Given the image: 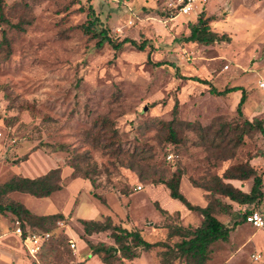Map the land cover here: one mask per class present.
Segmentation results:
<instances>
[{"label": "rangeland", "instance_id": "374dc122", "mask_svg": "<svg viewBox=\"0 0 264 264\" xmlns=\"http://www.w3.org/2000/svg\"><path fill=\"white\" fill-rule=\"evenodd\" d=\"M5 1L8 23L0 27V186L13 176L36 178L56 167L64 185L44 199L22 193L0 196L2 206L22 201L37 217L62 214L68 218L38 229L25 225L32 234L54 231L62 241L56 254L37 256L40 264H69L74 259L102 264L80 244L79 238L84 237L80 220L109 218L114 226L140 231L150 243L166 241L169 226H199L201 217L179 207L182 204L170 199L166 188L156 182L180 170V192L190 204L204 207L209 193L194 187L191 180L209 185L212 177L262 149L259 134L233 149L234 135L223 126L233 128L244 118L264 124V91L258 88L264 79V0H207L186 16L178 14L179 0H91L95 15L112 37L138 44L146 39L154 45L145 51L125 45L116 54L107 45L96 49V41L80 29L87 21L85 0ZM202 11L215 17L212 30L228 35L230 42H182L188 24ZM191 78L208 81L217 91L242 87L247 94L243 116L236 110L240 96L212 95L209 85ZM175 101L177 118L194 124L175 125L176 141H169L159 121L172 120ZM200 126L206 129L208 145L200 138ZM221 135L226 136L224 141ZM42 143L62 144L73 152L51 156L42 149L30 152ZM24 155L28 158L21 161ZM69 161L77 168L75 179ZM83 175L91 178L94 187ZM251 184L249 180L234 185L249 192ZM156 206L171 216L160 214ZM232 206L236 213L264 212V199L250 208ZM1 216L0 246L17 255L19 264H30L34 259L8 233L14 216ZM215 216L231 224L229 215L217 211ZM158 231H165L164 236ZM109 235L107 231L89 239L117 248ZM178 241L166 242L173 246ZM162 251L161 247L140 250L137 259L123 263L160 264ZM5 252L0 249V264H15L5 259ZM257 255L260 259L255 262ZM207 264H264V229L240 224L228 241L212 246Z\"/></svg>", "mask_w": 264, "mask_h": 264}, {"label": "trees", "instance_id": "16d2710c", "mask_svg": "<svg viewBox=\"0 0 264 264\" xmlns=\"http://www.w3.org/2000/svg\"><path fill=\"white\" fill-rule=\"evenodd\" d=\"M80 2L82 0H79ZM87 5V21L84 25L80 26L82 32L90 39L96 41L95 48L102 49L105 45L109 46L114 53L121 51L125 45H130L139 51H145L149 45L150 49L154 47L148 40L142 41L138 44L136 41L125 38L119 40L112 37L110 30L103 26L99 17L95 15V12L90 4L91 0H85ZM7 5L5 0H0V27L1 23H8L4 17L3 8ZM175 15V14H174ZM174 15H171L173 17ZM215 21V17L208 15L206 11H202L199 17L188 24V34L182 37V42L196 45H211L215 42L227 40L226 34L216 33L211 28V23ZM3 38H5L3 36ZM6 45L7 41L5 40ZM149 62V56H148ZM157 67L161 66L160 63L155 64ZM190 80L196 81L202 84L210 86L208 81H202L197 78H191ZM240 92L241 96L237 104V114L242 117V106L247 100L246 91L242 87L226 88L222 91H217L214 87L210 86L209 93L215 96H225L230 93ZM178 101H175L172 109V120L165 122L159 121V125L162 129H166L169 133V141H176L175 125L191 127L194 123L183 122L177 118L178 114ZM223 128L230 129L234 138L231 141L230 146L236 149L245 144V139L253 137L255 134L261 135L264 140V124L258 119L252 121L243 119L240 125H236L230 128L229 124H225ZM200 138L203 144L208 145L211 141H206V129L200 126ZM208 130V129H207ZM225 130V129H224ZM221 141L226 139L225 135L219 137ZM45 150L49 156L57 153H72L69 148L62 144H47L42 143L31 149V153L37 150ZM28 155H24L21 161H26ZM260 159L263 161L262 165H253V160ZM68 166L73 169L71 178H76L77 168L69 161ZM183 173L177 170L173 173L169 179L161 180L156 184L163 185L168 193L170 199L178 201L190 212H196L201 217L200 225L197 227H183L178 223L174 226L167 227L166 241L168 242L172 238H178V242L173 246L169 245L166 241H159L156 243H150L141 236L140 231H128L125 228L114 226L111 220L107 218L105 222L98 221H86L80 220L84 231V237H80V244L87 248L91 256H96L102 264H124L123 261H133L139 257V251L143 250L148 252L153 248L161 247V261L160 264H173L175 261H183L184 264H207L210 260L212 252V246L218 242L228 241L229 235L240 224L246 223V217L253 213L252 209L244 211L243 213H236L233 211V204L238 206H244L246 208L259 206L264 199V143L262 149H258L255 154H251L247 160L242 163L235 164L227 168L221 176L212 177L209 185H201L191 180L194 187L202 188L209 194L207 197L208 202L204 207L195 206L189 203V201L180 192V181ZM88 180L94 187V183L86 175L82 177ZM251 180V188L249 192L236 187L233 182L243 183ZM64 185L61 178L60 167L49 170L45 175L36 178H26L21 176H13L7 182L0 186V196H6L10 193H22L37 199H44L50 197L52 194L62 191ZM94 196L105 204L99 196ZM156 210L169 217L167 211L156 206ZM219 211L224 215L231 217V224H224L219 221L215 213ZM5 212H9L14 216L12 220L13 224L17 221L23 230L24 234H32L26 231L25 225H31V227L39 228L43 224L54 223L55 221H66L68 218H64L62 214L47 215L37 217L26 209L22 204L14 201H8V205H0V215ZM178 216V214L176 213ZM110 232V237L117 245L118 252L110 250L104 243H93L89 237L93 234H99L103 232ZM44 234H50V237L46 239L36 258L30 264H40L37 256L49 253L54 255L58 252L56 247L58 244L62 245V241L57 237L54 231L49 232L43 230ZM40 235V234H38ZM67 240V238H65ZM82 242V243H81ZM41 260V258H40ZM69 264H83L76 262L75 259Z\"/></svg>", "mask_w": 264, "mask_h": 264}, {"label": "built area", "instance_id": "2783aa9c", "mask_svg": "<svg viewBox=\"0 0 264 264\" xmlns=\"http://www.w3.org/2000/svg\"><path fill=\"white\" fill-rule=\"evenodd\" d=\"M207 0H179V15H188L192 10L196 7V4L200 3L204 5ZM196 9V8H195ZM258 88L261 91H264V79L258 82ZM168 160L172 159V156L169 155L167 157ZM136 189L140 190L141 187H136ZM246 223L251 225L256 229H264V212L254 211L246 217ZM22 241L23 246L26 248L27 252L32 258H36V255L40 251V248L43 242L50 237V234H24L21 229L19 223L16 221L14 223V231H13ZM75 245L71 243V247ZM260 256H254L253 260L258 261Z\"/></svg>", "mask_w": 264, "mask_h": 264}, {"label": "crops", "instance_id": "0c3cea01", "mask_svg": "<svg viewBox=\"0 0 264 264\" xmlns=\"http://www.w3.org/2000/svg\"><path fill=\"white\" fill-rule=\"evenodd\" d=\"M207 2V1H206ZM206 4V3H205ZM195 10H197V9H195ZM181 16V15H180ZM182 16H186V15H182ZM227 18L229 19L230 18V16L228 15L227 16ZM193 22V21H192ZM214 22H216V21H214ZM217 23V22H216ZM227 36V40H225V42H230V37L228 36V35H226ZM219 42H224V41H219ZM234 94L236 95V96H241V93L240 92H234ZM240 98V97H239ZM239 102V101H238ZM27 178V177H26ZM31 179H33V178H31ZM236 182H233V184H235ZM15 193H18V192H15ZM14 193V194H15ZM13 194V195H14ZM23 195H26V194H23ZM169 197V196H168ZM170 200V199H169ZM18 203H20V204H22L26 209H28V210H30L25 204H24V202H19L18 201ZM179 207H181V208H185L184 206H179ZM5 213H9V212H5ZM9 214H11V213H9ZM11 216H13L12 214H11ZM0 217L1 218H4V217H2L1 215H0ZM11 220V219H10ZM9 220V221H10ZM11 222V221H10ZM13 223V222H12ZM14 231V224H13V227H10L9 228V232L8 233H10V234H12V236H14L15 237V239H18L19 240V242L20 243H22V241H21V239L13 232ZM159 233L158 234H160V236H164V232L165 231H158ZM9 235V234H8ZM14 239V238H13ZM23 245V244H22ZM0 249H3V250H5L6 252L5 253H7L8 255V257H5V259L6 260H8V261H14L15 262V264H19L20 263V258H18V256L17 255H14L9 249H5L4 247H2V246H0ZM85 249V248H84ZM82 250V249H81ZM83 253V252H82ZM237 253V252H236ZM87 255L88 256H91L90 255V253L88 252L87 253ZM2 257H4V255H1ZM232 256V255H231ZM230 256V257H231ZM93 257H96V256H93ZM97 258V257H96ZM77 263L79 262V261H76ZM256 262V261H255Z\"/></svg>", "mask_w": 264, "mask_h": 264}, {"label": "water", "instance_id": "95a60500", "mask_svg": "<svg viewBox=\"0 0 264 264\" xmlns=\"http://www.w3.org/2000/svg\"><path fill=\"white\" fill-rule=\"evenodd\" d=\"M110 250H114L115 253L118 252V250L116 248H110Z\"/></svg>", "mask_w": 264, "mask_h": 264}]
</instances>
